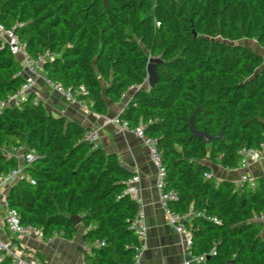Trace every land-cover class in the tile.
<instances>
[{"label": "trees", "instance_id": "16d2710c", "mask_svg": "<svg viewBox=\"0 0 264 264\" xmlns=\"http://www.w3.org/2000/svg\"><path fill=\"white\" fill-rule=\"evenodd\" d=\"M0 24L32 56L46 55V77L97 114L133 87L119 116L156 139L164 190L174 192L168 206L180 216L192 212L191 252L205 255L200 264H264V224L253 218L264 214V174L254 189L204 176L210 163L238 168L244 149L264 144V57L240 42L264 48V0H0ZM157 56L159 78L149 88L146 65ZM24 80L0 38V102ZM35 96L0 107V175L20 165L6 151L23 147L36 156L25 167L35 183L12 181L8 206L45 237L71 238L70 217L78 215L89 244L85 264H133L137 203L125 188L134 172L93 146L87 127L51 114ZM191 118L209 143L192 133Z\"/></svg>", "mask_w": 264, "mask_h": 264}, {"label": "crops", "instance_id": "0c3cea01", "mask_svg": "<svg viewBox=\"0 0 264 264\" xmlns=\"http://www.w3.org/2000/svg\"><path fill=\"white\" fill-rule=\"evenodd\" d=\"M257 52L261 54L263 50ZM37 74L35 93L46 110L55 116H63L66 119L78 121L84 127L96 130L99 136L98 146L106 152L115 153L121 164L139 176L137 190L143 205L147 225V234L143 239L145 248L139 258V263L183 264L188 255L182 245L180 233L173 224L169 223L160 204L156 168L150 159L145 143L131 129L116 132L113 125L109 123V120L118 116L129 103L134 90L129 89L119 102L108 99V114L100 115L92 111L86 103L81 101L72 104L61 94L51 89L46 83L43 68L39 69ZM23 75L27 76L28 73H23ZM144 85H146V82ZM18 148L15 155L19 164H22L24 149L23 147ZM261 151L264 153V145ZM210 167V174L215 181L227 179L234 186H237L242 173H246L252 178L264 174V158L262 157L251 163L244 169L239 167L228 169L213 163H210ZM3 210L4 207L0 200V239L9 237L3 221ZM191 216L192 214H187L181 218V222L186 228L191 223ZM84 231L83 224L79 223L77 231L71 238H65L62 235H56L48 239L25 238L18 242L16 254L22 260H30L40 255L47 264H85L84 256L89 244L84 239Z\"/></svg>", "mask_w": 264, "mask_h": 264}, {"label": "built area", "instance_id": "2783aa9c", "mask_svg": "<svg viewBox=\"0 0 264 264\" xmlns=\"http://www.w3.org/2000/svg\"><path fill=\"white\" fill-rule=\"evenodd\" d=\"M158 26L159 23L156 22ZM0 38L6 42L9 46L10 52L19 58V61L22 66V73H28L27 76H24L25 80L20 85V87L11 95L7 97L5 101L0 102V107L4 106H19L21 102L30 94L35 93V88L37 84V71L42 69L43 62L46 55L38 54L32 56L27 50L25 43L20 40L18 35L14 32L13 29L5 28L0 24ZM48 86L53 89L55 92L61 94L68 102L70 103H80L76 95L68 88H66L62 83L57 81L49 80L45 78ZM146 82V81H145ZM147 84V82H146ZM131 87L130 89H132ZM80 94H86L84 86L79 87ZM36 95V93H35ZM35 96L34 101H37ZM109 123L113 125L116 132H121L127 129H131L128 125V122L124 119H121L120 116H115L109 120ZM143 124L140 123L135 128L131 130L134 134L140 138L146 145L150 159L156 168L157 173V187L160 196V204L164 209V212L167 216L169 223L173 224L175 229L180 233L182 237V245L185 247L188 258L184 261L183 264H200L205 260V255H194L191 252L192 246V236L188 228L181 222L183 216L175 214L170 210L168 206V200L174 197V192H167L164 190V176L165 168L162 162V156L157 146L156 139L150 136H146L143 131ZM85 138L89 140L93 146L98 145V133L94 129H88L85 132ZM263 145L259 149H244L241 152V159L239 161V168H246L251 163H254L261 159L263 152L261 151ZM19 148H12L10 151H6L5 154L7 157L12 156ZM35 153L30 151L24 155L23 163L20 164L17 168H14L7 172L6 174L0 175V200L3 204V221L6 226L9 237L5 239H0V261L4 257H10L13 260V264H43L37 258H32L30 260H22L17 256L18 242L22 241L28 237H36L39 239H48L59 235L57 232H53L49 237H45L41 229L35 228L28 224L21 223V217L18 211L14 208H11L7 204L6 195L7 189L12 181L19 178L25 177L34 184V180L25 172V167L30 165L35 159ZM205 177H210V173H205ZM139 181V176L134 174L126 182L125 192L137 203V211L134 218L131 220L130 229L134 231L138 243L134 246V262L133 264H140L139 258L145 248L143 239L147 234V225L145 222V213L143 209L142 202L138 195L137 182ZM218 181H216L217 183ZM247 184L250 189L255 188V181L246 173H242L237 187H242ZM192 213V212H191ZM190 213V214H191ZM186 216V215H185ZM254 220L260 221L264 224V214L254 215Z\"/></svg>", "mask_w": 264, "mask_h": 264}, {"label": "water", "instance_id": "95a60500", "mask_svg": "<svg viewBox=\"0 0 264 264\" xmlns=\"http://www.w3.org/2000/svg\"><path fill=\"white\" fill-rule=\"evenodd\" d=\"M162 61L160 56L157 57H149L148 63L146 65V73H147V78L146 82L149 88H152L155 83L158 81L159 75L157 72V64ZM190 129L192 133L196 136L202 137L205 141V143H209L212 139V136L207 134L204 131H199L195 128L194 126V121L193 118L190 119ZM218 134L217 136H219ZM258 177H254L253 180H257ZM70 219L74 222V224L78 225L81 221V217L78 215H72ZM230 264H232V261H230Z\"/></svg>", "mask_w": 264, "mask_h": 264}, {"label": "rangeland", "instance_id": "374dc122", "mask_svg": "<svg viewBox=\"0 0 264 264\" xmlns=\"http://www.w3.org/2000/svg\"><path fill=\"white\" fill-rule=\"evenodd\" d=\"M240 42L251 46L254 50L257 51H261L262 49L263 52H261V55L264 56V48L260 47L254 39H241Z\"/></svg>", "mask_w": 264, "mask_h": 264}]
</instances>
